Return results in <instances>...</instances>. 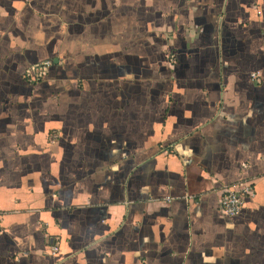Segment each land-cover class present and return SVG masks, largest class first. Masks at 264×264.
<instances>
[{"label": "crops", "instance_id": "obj_1", "mask_svg": "<svg viewBox=\"0 0 264 264\" xmlns=\"http://www.w3.org/2000/svg\"><path fill=\"white\" fill-rule=\"evenodd\" d=\"M0 264H264V0H0Z\"/></svg>", "mask_w": 264, "mask_h": 264}, {"label": "built area", "instance_id": "obj_2", "mask_svg": "<svg viewBox=\"0 0 264 264\" xmlns=\"http://www.w3.org/2000/svg\"><path fill=\"white\" fill-rule=\"evenodd\" d=\"M50 60H43L34 64H31L25 70V76L28 81L36 82L41 80L49 66L51 65ZM257 72L251 74L252 78L257 77ZM247 166L246 164L242 165ZM254 196V188L250 183L249 178H244L231 185H226L220 196V208L224 214L228 216H235L239 214L246 199H251ZM52 253L58 251V246L53 244L50 248Z\"/></svg>", "mask_w": 264, "mask_h": 264}]
</instances>
